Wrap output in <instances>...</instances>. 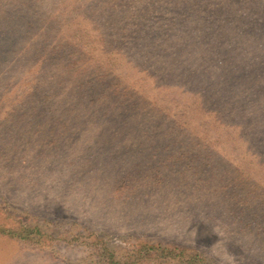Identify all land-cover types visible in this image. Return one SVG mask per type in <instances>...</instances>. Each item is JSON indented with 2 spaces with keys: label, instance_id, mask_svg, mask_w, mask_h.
I'll list each match as a JSON object with an SVG mask.
<instances>
[{
  "label": "rangeland",
  "instance_id": "374dc122",
  "mask_svg": "<svg viewBox=\"0 0 264 264\" xmlns=\"http://www.w3.org/2000/svg\"><path fill=\"white\" fill-rule=\"evenodd\" d=\"M0 264H264V0H0Z\"/></svg>",
  "mask_w": 264,
  "mask_h": 264
}]
</instances>
